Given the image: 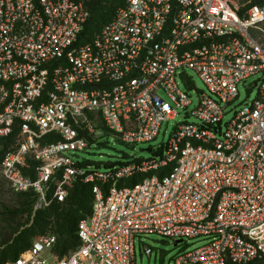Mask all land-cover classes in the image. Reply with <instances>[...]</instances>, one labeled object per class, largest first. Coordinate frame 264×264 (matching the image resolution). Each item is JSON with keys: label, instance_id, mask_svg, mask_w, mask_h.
<instances>
[{"label": "built area", "instance_id": "1", "mask_svg": "<svg viewBox=\"0 0 264 264\" xmlns=\"http://www.w3.org/2000/svg\"><path fill=\"white\" fill-rule=\"evenodd\" d=\"M263 1L128 0L83 42L92 0H0V182L35 194V213L78 181L93 193L77 250L60 257L41 236L4 264H136V239L155 234L204 243L172 264L264 261ZM187 70L209 93L190 113L199 123L148 160L104 172L75 160L104 137L156 140L193 105ZM256 76L258 98L225 122Z\"/></svg>", "mask_w": 264, "mask_h": 264}, {"label": "rangeland", "instance_id": "2", "mask_svg": "<svg viewBox=\"0 0 264 264\" xmlns=\"http://www.w3.org/2000/svg\"><path fill=\"white\" fill-rule=\"evenodd\" d=\"M120 0H104L103 13L99 16L101 25L107 23L113 16L110 11L118 4ZM185 75L191 79V86H188L182 79L179 78V83L183 91L192 97L193 105L188 110H178V115L175 120L165 123L160 131L159 137L149 143L137 144L129 146L117 141L114 137H104L94 143L89 149L84 152L75 154L74 158L78 162H89L92 164L93 170L107 171L113 165L119 166L121 163H131L135 159L148 160L155 156V153H149L142 150H147L149 147L158 149L163 144L166 145L175 129L185 123H199L198 120L190 115L198 106L200 98L203 94H209L206 85L199 76L187 70ZM259 76L252 77L245 84L239 87L240 98L231 106V112L227 115L225 122L233 119L235 111H239L246 104H252L259 94ZM74 190V189H73ZM71 191L70 195L72 194ZM70 197V196H69ZM25 199L15 194L7 185L0 184V249H4L9 244L15 241L17 235L31 227L33 219L36 215L34 211L24 212L21 208V203ZM30 221V222H29ZM18 232L8 230L11 228ZM41 236H55L59 241V236L53 231H47L45 234L34 236L33 243ZM174 241L160 235H148L142 239H136V264H172L174 259L180 254L183 248L191 251L202 246L203 242L185 240L179 247L174 246ZM20 244V243H18ZM149 247L153 251L151 257L144 252L145 248ZM20 249H16L19 251ZM13 256L8 254V259Z\"/></svg>", "mask_w": 264, "mask_h": 264}, {"label": "trees", "instance_id": "3", "mask_svg": "<svg viewBox=\"0 0 264 264\" xmlns=\"http://www.w3.org/2000/svg\"><path fill=\"white\" fill-rule=\"evenodd\" d=\"M127 1L128 0H120L118 4L110 11L111 15L114 17L116 11L119 8L125 6ZM103 2L104 0H92L90 4L91 18L85 26L82 35L83 42L91 41L97 34L101 32L102 28L112 20L113 17L107 23L101 25L99 16L104 11ZM262 4H264V1ZM89 164L92 165L89 162H85L82 166ZM126 164L128 163H121L120 165ZM114 166L116 165H113L112 167ZM165 171L167 173L170 170L166 169ZM142 178V176H136L126 183L128 186H134L140 182ZM0 184L6 185L3 182H0ZM17 195L25 199V202L21 203V208H23V210L25 209V213L34 211V206L37 201L35 194L29 193ZM92 202V185L84 184L83 182L78 181L72 194L65 202L55 203L46 210L36 212L31 227L17 235L15 241L9 244L7 247L0 249V264L17 259L20 254L29 250L33 246L32 240L34 236L38 234H45L47 231H53L58 234L59 241L57 240L58 242L55 253L60 257H65L69 253L77 250L80 246V240L78 238V226L82 220L86 219L90 215ZM8 230L18 232L13 230L12 227ZM16 249L20 250L16 251ZM8 254H11L13 257L8 259ZM251 264H264V261H254Z\"/></svg>", "mask_w": 264, "mask_h": 264}, {"label": "water", "instance_id": "4", "mask_svg": "<svg viewBox=\"0 0 264 264\" xmlns=\"http://www.w3.org/2000/svg\"><path fill=\"white\" fill-rule=\"evenodd\" d=\"M142 151H146L149 153H152V147H149L147 150H142ZM182 241H178L174 243V246L177 247Z\"/></svg>", "mask_w": 264, "mask_h": 264}]
</instances>
